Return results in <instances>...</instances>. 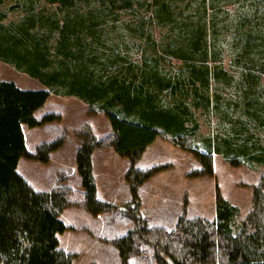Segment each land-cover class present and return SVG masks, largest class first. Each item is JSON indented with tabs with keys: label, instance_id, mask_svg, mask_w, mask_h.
I'll return each mask as SVG.
<instances>
[{
	"label": "trees",
	"instance_id": "obj_1",
	"mask_svg": "<svg viewBox=\"0 0 264 264\" xmlns=\"http://www.w3.org/2000/svg\"><path fill=\"white\" fill-rule=\"evenodd\" d=\"M0 62L46 87L0 82V264H72L58 249L63 209L82 206L93 216L112 209L96 199L93 149L130 163L134 207L125 216L136 224L114 242L121 264L145 254L146 264H264V174L241 222L219 195L213 221L182 215L168 230L135 216L137 187L153 173L135 163L160 134L185 145L199 128L197 112L221 122L195 154L199 175L212 174L213 153L264 171V0H0ZM50 94L75 97L110 122L108 134L89 135L77 150L82 201L71 202L64 184L35 192L16 173L20 159L45 163L58 147L30 154L21 129L53 119L34 118Z\"/></svg>",
	"mask_w": 264,
	"mask_h": 264
},
{
	"label": "rangeland",
	"instance_id": "obj_2",
	"mask_svg": "<svg viewBox=\"0 0 264 264\" xmlns=\"http://www.w3.org/2000/svg\"><path fill=\"white\" fill-rule=\"evenodd\" d=\"M178 64L174 60L171 65ZM223 66L231 71L227 55ZM1 81L13 82L22 90H46L38 80L3 62H0ZM224 93L229 98L228 92ZM47 116H53V119L34 128L21 126L25 149L35 154L41 145L58 144V147L49 153L45 163L20 159L16 173L35 192H47L64 184L72 190L71 202L82 201L84 191L76 171L77 150L89 135L100 140L108 134L110 122L104 112L92 111L75 97L53 94L34 112L37 121ZM196 117L199 128L193 137L186 139L185 145H175L171 137L160 134L135 163L141 171H153L136 191L139 204L135 216L148 227L171 230L182 215L187 219L200 217L213 221L217 195L238 208L236 222H241L249 213L252 190L263 176V169L252 168L243 162L234 167L221 155L213 153L212 174L199 175L202 167L195 154L203 152L202 139L221 133V122L212 113L197 112ZM258 135L264 144V127ZM91 167L96 199L110 204L112 209L93 216L82 206L72 204L64 208L60 218L66 230L57 235L58 249L73 256L72 264H121L114 242L136 224L125 216L133 205L126 179L129 159L112 149H93ZM147 256L145 254L144 259ZM144 259L131 260L130 264H146Z\"/></svg>",
	"mask_w": 264,
	"mask_h": 264
},
{
	"label": "water",
	"instance_id": "obj_3",
	"mask_svg": "<svg viewBox=\"0 0 264 264\" xmlns=\"http://www.w3.org/2000/svg\"><path fill=\"white\" fill-rule=\"evenodd\" d=\"M134 206L132 205V207L131 208H133Z\"/></svg>",
	"mask_w": 264,
	"mask_h": 264
},
{
	"label": "crops",
	"instance_id": "obj_4",
	"mask_svg": "<svg viewBox=\"0 0 264 264\" xmlns=\"http://www.w3.org/2000/svg\"><path fill=\"white\" fill-rule=\"evenodd\" d=\"M61 219V218H60ZM62 220V219H61ZM63 221V220H62ZM64 222V221H63Z\"/></svg>",
	"mask_w": 264,
	"mask_h": 264
}]
</instances>
